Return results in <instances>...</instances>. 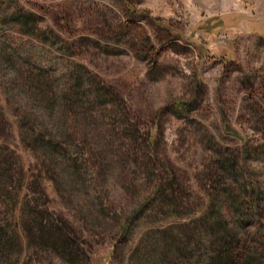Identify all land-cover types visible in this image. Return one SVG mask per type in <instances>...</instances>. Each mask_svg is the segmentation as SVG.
Segmentation results:
<instances>
[{"label": "rangeland", "instance_id": "374dc122", "mask_svg": "<svg viewBox=\"0 0 264 264\" xmlns=\"http://www.w3.org/2000/svg\"><path fill=\"white\" fill-rule=\"evenodd\" d=\"M58 93L107 101L83 126L77 104L51 110ZM1 110L19 198L51 203L42 222L79 264H204L215 219L244 261L264 263V0H0ZM23 113L46 133L52 117L89 129L91 186L44 172L43 157L37 172ZM55 251L36 264H67Z\"/></svg>", "mask_w": 264, "mask_h": 264}, {"label": "trees", "instance_id": "16d2710c", "mask_svg": "<svg viewBox=\"0 0 264 264\" xmlns=\"http://www.w3.org/2000/svg\"><path fill=\"white\" fill-rule=\"evenodd\" d=\"M48 94L39 93L37 96L41 100V96L47 97ZM18 101L20 102L19 105H23L22 101ZM106 101L103 98V93H73L69 99L67 93H58L57 97L50 100V104L51 110L55 109L57 104V110L61 108L64 111L69 110V112L72 110L70 105L77 104L78 110L75 112L82 116V122L85 123L82 125L89 126L87 106L102 105ZM1 114H3L2 110L0 111V126L2 127L1 131L4 132L7 138L6 131L3 130L4 125L1 124H6V122L3 121ZM28 115L30 113H23L16 119V123L21 141L25 142L26 146L33 150L37 156L33 160V166L37 172L41 173V157H43L44 172L57 173L64 170L71 175L72 183H83L85 186H91L93 173L90 160L95 154L91 152L90 148L89 138L91 134L89 129L83 128L82 135L76 136L70 132L67 120H61L60 118L55 120L52 117L53 121H57L56 128L59 129L52 131V133H46L41 129H37L39 122L35 121V117L31 119ZM63 115L67 117V112H64ZM113 121L116 123L119 120L113 117ZM2 137L3 135L0 132V264H18L20 257H22L21 264H36L38 260H41V251L49 252L52 255L55 254V249H59L61 255L63 253L67 264H79L76 260L77 256L73 254L74 250L67 243L68 240L56 234L51 235L50 230L52 229H49L42 222V206L46 213H56L51 203L45 201L41 204V194L29 197L26 194V189L22 194L24 196L19 198L18 193L25 184L26 174H22L21 164L16 161L17 155L1 142ZM55 160L58 162L63 161L64 165L59 167L53 164ZM87 178L89 179L87 180ZM37 179V176L33 177L31 175L30 180L32 181L27 186L29 192L37 189ZM69 189L70 191L72 189L70 183ZM145 202L147 203V200ZM97 206L96 209L99 210L101 208L99 207L100 203ZM213 213H215V210ZM210 228L211 230L215 228L212 235L219 238L217 241L219 246L216 248L215 254L208 257L204 264H242V262L243 264L245 262L246 264H255L251 259L250 261H244L245 257L242 258L243 252L232 249L233 241L229 240L231 232L222 228L220 220H213ZM173 241L175 239L171 238L168 244H173ZM37 258L39 259L37 260ZM247 258L248 255H246ZM256 264L264 263H261L259 259Z\"/></svg>", "mask_w": 264, "mask_h": 264}]
</instances>
